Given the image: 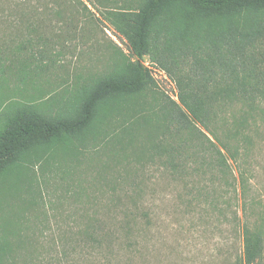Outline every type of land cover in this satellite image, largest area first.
Here are the masks:
<instances>
[{
    "label": "rangeland",
    "instance_id": "374dc122",
    "mask_svg": "<svg viewBox=\"0 0 264 264\" xmlns=\"http://www.w3.org/2000/svg\"><path fill=\"white\" fill-rule=\"evenodd\" d=\"M140 1L0 0V76L15 71L10 52L22 44L31 47L20 49L18 61L34 55L46 65L34 86L18 84L14 99L42 93L36 99L54 116L119 54L130 55L107 16ZM191 62L179 58L174 73L199 82ZM142 64L157 85L147 103L164 100L161 94L176 101L173 80L147 57ZM113 116L83 142L32 155L0 181V237L11 250L0 264H231L241 253L240 219L257 223L264 213V122L249 154L235 163L228 158L223 177L194 173L201 160L181 157L171 167L168 157L139 156L130 145L142 133L127 134Z\"/></svg>",
    "mask_w": 264,
    "mask_h": 264
},
{
    "label": "trees",
    "instance_id": "16d2710c",
    "mask_svg": "<svg viewBox=\"0 0 264 264\" xmlns=\"http://www.w3.org/2000/svg\"><path fill=\"white\" fill-rule=\"evenodd\" d=\"M107 20L130 55L119 54L103 76L78 88L54 116L40 102L42 93L14 99L18 84L34 86L46 65L34 55L16 59L31 45L12 48L15 71L0 76V181L30 163L32 155L83 142L113 115L122 118L127 134L142 133L138 145H130L139 156L149 151V159L168 157L171 167L181 157L201 160L194 173L216 171L224 177L228 158L235 163L246 157L258 123L264 122V0H141L134 10L110 13ZM145 57L173 80L176 101L161 94L164 100L147 103V92L157 85L142 64ZM179 58L197 65L191 73L199 82L174 73ZM246 185L242 172L244 197ZM239 222L241 253L231 264H264V213L257 223L246 216ZM10 251L1 236L0 262Z\"/></svg>",
    "mask_w": 264,
    "mask_h": 264
}]
</instances>
